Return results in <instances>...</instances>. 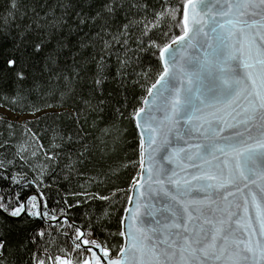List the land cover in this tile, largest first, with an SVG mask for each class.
Here are the masks:
<instances>
[{
	"label": "snow or ice",
	"instance_id": "snow-or-ice-1",
	"mask_svg": "<svg viewBox=\"0 0 264 264\" xmlns=\"http://www.w3.org/2000/svg\"><path fill=\"white\" fill-rule=\"evenodd\" d=\"M0 9V264H264V0Z\"/></svg>",
	"mask_w": 264,
	"mask_h": 264
},
{
	"label": "trees",
	"instance_id": "trees-1",
	"mask_svg": "<svg viewBox=\"0 0 264 264\" xmlns=\"http://www.w3.org/2000/svg\"><path fill=\"white\" fill-rule=\"evenodd\" d=\"M0 11H2V9H0ZM0 87H4L3 83L0 82ZM137 94H141L140 89H136ZM0 106L9 110L12 113L15 114H26V113H21L19 111H13L10 110L8 107L3 106L2 103H0ZM58 111L60 109H57ZM51 111V110H49ZM0 117H2L0 115ZM31 117H27L25 119H23L22 121H15L17 123H23L24 120L26 119H30ZM9 120V119H8ZM12 121V120H9ZM43 125H37L36 127H42ZM125 126L126 127H130L127 122H125ZM51 133H49L50 135ZM125 140L127 141L126 143H119L117 146V151L115 153H109L108 155H105L102 159L99 160V164L96 165L95 167L93 166H89V168L87 169L88 175L85 176H76L73 175L72 176V182L71 185L68 184L67 181H65L62 176H58L57 179L59 180V186L57 185L56 182H54L53 180L49 179L48 180V184L50 185L49 188L47 189H43L44 191L48 192V199H49V203L53 204L56 200L60 199L61 196L64 195V190L71 188L72 190L75 191H80V185H83L84 188H87L89 191H94V190H99L102 192H106L107 190L103 187H97V186H93L91 188H89V185L87 183V181L90 179V177L95 176L97 174V171L100 170V168H103L105 171L107 170L108 166H116L120 161L124 160L126 157H132L133 156V151L132 149L134 147H136V142L133 139V134L129 133L126 135ZM129 173H124L122 176L121 180H117L116 183L119 184L120 186L123 187V181L127 180ZM110 187V186H109ZM36 190L35 188L32 189H28L25 192V195H27L28 193H30L31 191ZM59 191V196L57 195V192ZM93 208H97L99 207V205H92ZM84 209L83 208H77L76 212L79 215ZM17 223H19V221H16ZM20 238L19 233H17L15 230L12 233V239L13 242H15L16 240H18Z\"/></svg>",
	"mask_w": 264,
	"mask_h": 264
},
{
	"label": "rangeland",
	"instance_id": "rangeland-1",
	"mask_svg": "<svg viewBox=\"0 0 264 264\" xmlns=\"http://www.w3.org/2000/svg\"><path fill=\"white\" fill-rule=\"evenodd\" d=\"M0 115L2 117H6L7 119L9 120H12V121H22L23 119L29 117L27 114H15V113H12L10 112L9 110L3 108L0 106Z\"/></svg>",
	"mask_w": 264,
	"mask_h": 264
},
{
	"label": "water",
	"instance_id": "water-1",
	"mask_svg": "<svg viewBox=\"0 0 264 264\" xmlns=\"http://www.w3.org/2000/svg\"><path fill=\"white\" fill-rule=\"evenodd\" d=\"M35 191H37V189H36V190H33V191H31V192H35Z\"/></svg>",
	"mask_w": 264,
	"mask_h": 264
}]
</instances>
